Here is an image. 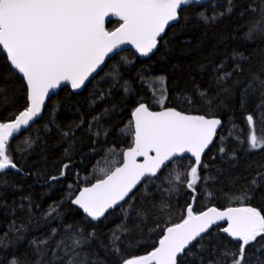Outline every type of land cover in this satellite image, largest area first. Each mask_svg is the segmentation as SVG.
Returning a JSON list of instances; mask_svg holds the SVG:
<instances>
[{
  "label": "snow or ice",
  "instance_id": "obj_1",
  "mask_svg": "<svg viewBox=\"0 0 264 264\" xmlns=\"http://www.w3.org/2000/svg\"><path fill=\"white\" fill-rule=\"evenodd\" d=\"M204 2L0 0V54H3L10 70L23 81L26 97L23 110L10 121H0V185H7L8 170L24 174L23 168L10 155L9 145L14 136L27 130L41 116L50 93L62 85H70L72 90L83 89L103 71L107 60L119 54L124 45L133 46L141 57L154 55L160 50L162 42L167 44L168 29L180 25L184 9L192 5L200 6ZM233 11L234 0H226L223 11L209 14L201 10L196 15L202 23L210 25L226 15L230 16ZM248 14L252 19L243 26L245 31L241 39L246 45H254L251 58H256L255 65H252L250 56L238 50H233L219 62L202 64L201 72L209 67L211 70L208 86L196 85L191 93L185 91L180 95L189 108L199 103L203 114L165 107L167 78L156 77L160 87L150 91L152 102L159 104L160 110H151L143 98L137 101L131 113L129 131L119 130L121 135L132 138L131 146L120 153L119 166L101 169L104 174L95 183L83 187L78 194L70 191L59 202L50 204L42 215L45 224L51 220L63 221L60 208L67 200L82 210L86 222L93 224L91 229H85L76 222L59 223L50 227L45 236L29 240L24 235L29 230V224L18 221L15 212L27 213L30 222L34 218L32 209L39 208V204H35L30 195L22 197L18 204L13 202L11 206L6 200L0 201V207L13 217L7 229L0 233V252L11 253L0 256V264H109L107 258H112L114 264H264V207L251 206L250 203L257 190L264 188V171L259 170L235 197L249 203L228 207L224 211L211 207L198 213L192 204H188L186 215L181 217L180 222L162 229L158 246L151 252L129 256L122 251V247H127L123 237L131 231L127 222L133 215L141 223H146L149 213L163 215L169 210L164 193L178 191L177 184L196 192L198 184L207 187L209 180L217 179L212 175L201 176V172L209 168L202 158L214 141H220L217 147L222 160L237 158L235 148L228 151V139H233L249 152L264 149V0H252L241 8V18ZM110 15L121 21L114 31L105 28V17ZM245 63L249 64L247 70ZM106 76L110 78L111 87L106 92L98 90L92 104L104 100L116 89H122L125 95L133 92L118 67L114 66ZM139 79L143 85L144 77ZM237 95L241 117L249 134L245 136L235 116L229 115L227 135H224L221 114L225 110L234 113ZM8 100L7 90L0 86V103ZM226 101H232V104ZM109 112L110 109L105 108L88 123L94 137L108 136L110 129L104 127L102 120ZM84 123L81 119L77 127ZM93 128L97 130L93 131ZM63 135L68 137L69 132ZM35 143V140L26 138L18 151L27 156ZM109 151L115 152V148ZM139 158H143L142 161ZM185 159L189 160L187 167L176 168ZM69 168V163L62 164L59 175L49 176L47 181L61 179ZM166 169L168 172L165 175ZM161 177L162 183H167L169 187L163 191L157 188L161 191L159 203H153L149 208H138L134 203L138 186L143 185L147 191V185H155ZM69 189L72 190L73 186L69 185ZM195 198L193 196V200ZM110 210H118L122 221L106 233L108 240L105 243L102 234L97 232L98 224L95 222L106 220ZM219 221H226L227 226L222 228V232L236 242L234 248L207 246L211 244L210 230ZM25 241L32 250V259L28 258V253L18 255L16 252Z\"/></svg>",
  "mask_w": 264,
  "mask_h": 264
},
{
  "label": "trees",
  "instance_id": "obj_2",
  "mask_svg": "<svg viewBox=\"0 0 264 264\" xmlns=\"http://www.w3.org/2000/svg\"><path fill=\"white\" fill-rule=\"evenodd\" d=\"M250 2L252 0H234L233 13L210 25L202 23L196 14L201 10L209 14L214 11H223L226 0H212L204 5L188 6L181 13L180 25L168 29L167 44L162 42L160 50L154 55L140 60L131 51H122L107 61L103 71L81 93H73L69 87H62L57 94L49 98L42 117L29 129L18 134L9 145L10 155L23 168L24 174L8 170L7 185H0V201L6 200L11 206L13 202L18 204L22 197L30 195L32 201L40 206L32 209L34 218L30 222L27 213L19 210L15 212V218L18 221L29 224V230L24 234L27 239L43 237L50 227H55L59 223L76 222L82 224L85 229L93 227L92 223L86 222L82 212L67 200L60 208L64 216L63 221L51 220L45 224L42 215L50 204L59 202L68 196L70 191L76 193L82 185L90 184L100 178L104 173L98 169L99 164H103L104 170H109L119 164L121 151L130 146L132 142L130 135H121L119 130L123 128L129 131L130 116L137 101L143 98L150 108L160 107L159 104L152 102V92L146 82L148 79L159 76L167 78L168 99L165 106L203 114V108L199 103L189 108L180 94L185 91L191 93L196 85L208 86L211 70L209 67L201 72L202 64H207L209 61L219 62L233 50L242 51L251 58L254 45H246L241 37L245 31L243 26L252 19V16L251 14L243 18L239 16L241 8L246 7ZM214 5L216 7H213ZM118 23L117 20H111L105 28L110 31ZM125 61L128 62L125 63ZM251 63L255 65L256 58H251ZM114 66L120 69L123 79L129 82L133 92L125 95L122 89H116L104 100H97L95 104H92L98 90L106 92L111 87L110 78L106 76V73H109ZM229 67H231V62H229ZM244 67L247 70L249 64L245 63ZM141 76L144 77L143 85L139 79ZM22 84L23 81L19 75L10 70L3 54H0V86L7 90L9 97L7 102L0 103V121L13 119L25 107L26 97ZM226 103L231 105L232 101H226ZM105 108L110 109V112L103 118L102 123L110 131L107 137L103 135L94 137L88 129V123L93 116L101 113ZM251 110L250 103L249 111ZM229 115L235 116V121L243 129L244 135H248L249 129L244 125L239 110L238 95L234 113L225 110L221 114L224 135H227ZM81 119L85 123L77 127ZM96 130L93 128V131ZM259 131L257 127L258 134ZM64 132H69V136L65 137ZM26 138L35 140L36 143L27 156H22L18 149L23 147L22 141ZM94 140L95 143H93ZM219 143V140L215 141L207 151L203 160L209 164V168L201 172V176L212 175L217 179L209 180L207 187L198 184L196 192L177 184L178 191L164 193V199L170 205L169 210L163 215L156 212L149 213L146 223H141L133 215L127 222V227L131 231L123 237L127 242V247H122V251H126L129 256L149 253L161 238L162 229L172 223L180 222L181 217L186 215L185 209L188 204H192L194 211L198 213L211 205L223 209L249 203L237 200L235 197L240 195V189L255 176L258 170L264 171V149L249 152L246 148L242 149L233 139H228L226 141L228 151L231 152L235 148L237 158L222 160L217 147ZM112 148H115L116 152L114 161H110L112 152L109 150ZM65 149L68 151L66 152ZM64 163L70 164L66 175L57 181H47L49 176L59 175ZM188 163L189 160L185 159L176 168L184 169ZM167 172L166 169L165 175ZM162 180L163 177L157 179L155 185L148 184L147 191L143 185L138 187L134 202L138 208H149L153 203H159L161 191L169 187L167 183H162ZM69 185L73 186L72 190L69 189ZM157 188L161 191H157ZM193 196L196 197L195 200ZM250 203L251 206L264 207V188L257 190ZM106 215V220L95 222L98 224L97 232L102 234L105 243L108 240L106 233L122 221V214L118 210H112ZM12 218L4 208L0 207V233L7 229ZM157 224L160 225L159 228L156 227ZM151 229L155 230L151 231ZM210 234L211 244L207 245L209 247L215 245L219 249H224L225 247L234 248L236 245L235 241L221 232V226L213 227ZM31 251L26 241L16 250L18 255L28 253L29 259H32ZM10 254L0 252V256ZM100 255L104 256V253L100 252ZM107 259L109 264H114L112 258Z\"/></svg>",
  "mask_w": 264,
  "mask_h": 264
},
{
  "label": "water",
  "instance_id": "obj_3",
  "mask_svg": "<svg viewBox=\"0 0 264 264\" xmlns=\"http://www.w3.org/2000/svg\"><path fill=\"white\" fill-rule=\"evenodd\" d=\"M212 0H205V2L202 4V5H204V4H207V3H209V2H211ZM111 20H117L119 23H118V25L115 27V28H113L112 30H110V31H114L117 27H119V25H120V23H121V21H119V18L118 17H114V16H108V17H105V26H106V24L109 22V21H111ZM126 50H129V51H131L138 59H140V60H143V59H146V58H148V57H141V56H139V54L136 52V50L134 49V47L133 46H131V45H124V46H122V49L121 50H119V53L120 52H122V51H126ZM152 56V55H151ZM108 61V60H107ZM107 61H106V63H107ZM105 67V66H104ZM18 75V74H17ZM92 81V80H91ZM90 83V82H89ZM89 83H87L86 84V86L89 84ZM62 87H69L70 88V90L73 92V93H81L84 89H85V87L83 88V89H80V90H72L71 89V87H70V85H68V86H64V85H62L60 88H62ZM60 88H58V89H56V90H54V92L53 93H50V96H49V98L51 97V96H53V95H55V94H57V92H58V90L60 89ZM49 98L48 99H46V101H45V106H46V104H47V101L49 100ZM165 107H171V106H165ZM45 108V107H44ZM151 110H153V111H159L160 110V107L159 108H155V109H152L151 108ZM43 111H44V109L42 110V113H41V116L40 117H38V118H36L35 119V122L36 121H38L41 117H42V115H43ZM192 114H196V113H192ZM130 120H132V116H130ZM10 121V120H9ZM35 122H33V123H31L30 124V126L27 128V129H29ZM25 131V130H24ZM23 132V131H22ZM218 132H219V130H218ZM17 136V135H16ZM16 136H14V138L16 137ZM13 138V139H14ZM12 139V140H13ZM11 140V141H12ZM215 142V141H214ZM131 144H132V142H131ZM131 144H130V146H131ZM212 146V145H211ZM211 146H210V148H211ZM129 147V146H128ZM128 147H126V148H128ZM125 148V149H126ZM207 151L208 150H206V153H207ZM206 153H205V155H206ZM204 155V156H205ZM204 156H203V158H204ZM202 158V159H203ZM141 161H142V159L143 158H139ZM116 166H119V164L118 165H116ZM115 166V167H116ZM96 182V180L95 181H93V182H91L90 184H87V185H82L78 190H77V192L75 193V194H78V192H79V190L80 189H82L83 187H88V186H90L92 183H95ZM139 187V186H138ZM74 206V205H73ZM74 207H76L77 208V206H74ZM211 207H215V206H209V207H207L206 209H204V210H202V211H206L208 208H211ZM229 207H241L240 205H236V206H229ZM215 208H217V207H215ZM228 207H226V208H223V209H220V208H217L218 210H221V211H224V210H226ZM78 209V208H77ZM81 212H82V210H80ZM110 211H112V210H110ZM201 211V212H202ZM216 226H221V232H222V228L223 227H225V226H227V223H226V221H219L218 222V224L217 225H214L213 227H216ZM223 233V232H222ZM226 237H228L227 236V234L226 233H223ZM228 238H230L231 240H232V238L231 237H228ZM156 246H158V243H157V245ZM152 251V250H151ZM150 251V252H151Z\"/></svg>",
  "mask_w": 264,
  "mask_h": 264
},
{
  "label": "rangeland",
  "instance_id": "obj_4",
  "mask_svg": "<svg viewBox=\"0 0 264 264\" xmlns=\"http://www.w3.org/2000/svg\"><path fill=\"white\" fill-rule=\"evenodd\" d=\"M146 82L149 85L150 89H155V88L160 87V85L156 82L155 78H150ZM157 95H159V93ZM158 106H160V105H158ZM115 158H116V152H112L110 154V161H114ZM98 169L100 171H101V169H104L102 163L98 165Z\"/></svg>",
  "mask_w": 264,
  "mask_h": 264
}]
</instances>
